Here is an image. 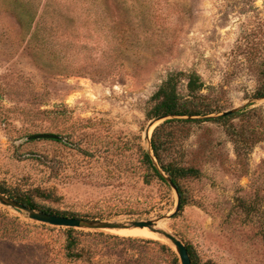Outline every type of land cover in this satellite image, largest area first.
<instances>
[{"label":"rangeland","instance_id":"obj_1","mask_svg":"<svg viewBox=\"0 0 264 264\" xmlns=\"http://www.w3.org/2000/svg\"><path fill=\"white\" fill-rule=\"evenodd\" d=\"M263 65L264 0H0V187L78 215L138 198L108 221L169 214L175 192L140 168L163 121L147 119L150 97L170 74L193 72L210 116L249 102L264 112L253 99ZM36 134L57 138L27 139ZM162 135L165 159L200 173L183 181L181 211L155 227L201 264H264V141L238 164L221 123ZM41 224L0 204V264H65L64 227ZM121 230L100 231L174 250L158 234ZM118 250L89 264H169L157 246Z\"/></svg>","mask_w":264,"mask_h":264},{"label":"trees","instance_id":"obj_2","mask_svg":"<svg viewBox=\"0 0 264 264\" xmlns=\"http://www.w3.org/2000/svg\"><path fill=\"white\" fill-rule=\"evenodd\" d=\"M260 76L262 81L254 92L253 99L264 98V65L262 66ZM181 78L186 81L185 86L187 94L184 96L177 93V85ZM203 86L204 84L196 73L192 72L186 74L183 72H176L170 74L150 97L151 106L146 114L147 119L152 121L164 118L162 123L152 132L150 148L160 170L168 177L175 187L179 197L178 212L181 211L185 204L182 190L183 181L188 178H196L200 170L192 166L178 164L170 159H165L162 154L165 149L161 150L160 148L163 143L162 129L166 125H171V127L173 126L177 130V128H190L192 125L200 124L205 121L221 123L225 127V133L233 145L236 162L238 164L242 163L247 151L251 149L253 145L264 141V112L260 107H252L253 104L248 103L230 115L221 116L217 114L210 116L215 110L210 103L203 99L204 96L200 95ZM235 118L238 120L237 123H232V120ZM140 168L143 174L157 178L160 182L168 186L163 175L155 167L148 151L145 152L143 150L141 152ZM0 191L35 210L63 216L99 220L108 219L111 216L120 214L119 212L130 213L132 207L135 204L138 205V203H136L138 201L136 196H125L127 205L124 207H118L110 202L104 205L98 203L93 211H87L84 215H78L70 212H58L39 208L38 203L34 199L36 197L30 195L11 196L1 187ZM42 197V200L48 199V196ZM113 210L115 213L111 212ZM117 210L119 212H117ZM41 226L45 225L41 224ZM61 231L63 233L62 257L65 264H89L96 258L98 250H103V253L110 257L112 254L119 251L118 246L120 243L127 246L135 243L157 246L159 250L166 255L169 264H180L175 251L168 245L156 240L121 237L101 231H88L74 228H61ZM186 247L191 264H201L193 254L192 249L189 246Z\"/></svg>","mask_w":264,"mask_h":264},{"label":"water","instance_id":"obj_3","mask_svg":"<svg viewBox=\"0 0 264 264\" xmlns=\"http://www.w3.org/2000/svg\"><path fill=\"white\" fill-rule=\"evenodd\" d=\"M262 99L264 98L255 99V100H262ZM239 108L241 107L225 110L219 113L218 115L221 116L230 115L236 112ZM160 120H164V118L154 120L153 122H157ZM56 138L57 136L51 134H36L29 136L27 139L34 140V139H56ZM148 153L152 157L155 167L163 175L168 186L175 192L177 198L173 212L159 216L155 219L116 222V221H108V220L57 215L53 213H47L41 210L32 209L31 207L24 205L23 203L5 195L2 192H0V204L11 208L18 213H24L29 219L33 221H37L42 224H47L54 227L74 228V229L88 230V231H100V230L111 231V230H117L122 228H129V227H139V228L147 227L149 230L159 233L161 236H163L165 239L169 241V243L174 247V251L178 256L180 264H191L187 247L181 242L180 239L177 238V236L161 228L154 229V226L158 221L164 219H171L174 215H176V213L179 211V197L171 181L160 170L159 166L157 165L152 155V151L150 148V141H149Z\"/></svg>","mask_w":264,"mask_h":264},{"label":"bare ground","instance_id":"obj_4","mask_svg":"<svg viewBox=\"0 0 264 264\" xmlns=\"http://www.w3.org/2000/svg\"><path fill=\"white\" fill-rule=\"evenodd\" d=\"M122 229H125V230H121L125 233H128V234H131V235H135V236H138V235H143V234H148V233H154V234H158L159 236H161L159 233L155 232V231H151L149 230L147 227H144V228H139V227H129V228H122ZM154 229H158V227H155L154 226ZM120 230V229H119ZM120 231V232H121ZM116 232V231H115ZM132 237V236H131ZM163 237V236H161ZM164 238V237H163ZM167 240V239H166Z\"/></svg>","mask_w":264,"mask_h":264}]
</instances>
